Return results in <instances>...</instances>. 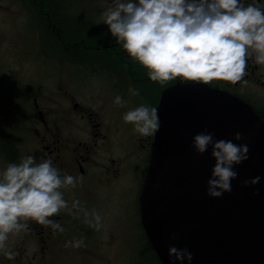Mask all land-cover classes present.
I'll return each mask as SVG.
<instances>
[{
  "label": "flooded vegetation",
  "instance_id": "af4514ba",
  "mask_svg": "<svg viewBox=\"0 0 264 264\" xmlns=\"http://www.w3.org/2000/svg\"><path fill=\"white\" fill-rule=\"evenodd\" d=\"M16 2L17 9H27L33 17L28 26L35 29L32 40L40 42L35 60L51 63L56 76L48 88L34 85L27 91H9L0 71V164L5 168L19 163L25 148V156L33 155L37 162L51 157L61 175L83 176L84 181L75 188L61 189L71 213L61 210L49 217L61 224L63 233L28 221L29 231L21 232V244L11 248L15 259L8 260L0 251V264H93L102 258L106 264H121L123 257L128 264H161L142 229L139 204L155 134L141 136L123 117L141 104L159 110L163 93L171 86L202 83L180 78L151 81L148 70L127 54L103 23L102 14L113 0ZM254 2L264 4V0H243L245 5ZM7 12L8 8L0 5V13ZM21 21L2 17L6 42L25 34ZM26 36L30 37L29 33ZM24 37L18 43L20 54L25 50ZM246 72L247 84L213 81L206 85L247 102L264 120V65L250 57ZM130 87L137 89L139 96L131 95ZM117 95L125 101L123 106L114 103ZM10 114L19 116L17 120L12 115L15 124L9 121ZM74 200L80 201L78 209L72 208ZM80 209L103 217L99 236L85 223ZM108 225H115L109 231L116 232L105 242L101 231ZM80 238L85 246L65 247L66 241Z\"/></svg>",
  "mask_w": 264,
  "mask_h": 264
},
{
  "label": "clouds",
  "instance_id": "9594fccd",
  "mask_svg": "<svg viewBox=\"0 0 264 264\" xmlns=\"http://www.w3.org/2000/svg\"><path fill=\"white\" fill-rule=\"evenodd\" d=\"M102 19L111 36L148 70L153 82L180 78L202 84L213 81L247 84L249 58L264 65V4L245 5L243 0H113ZM129 93L140 94L132 87ZM114 103L123 106L125 101L117 95ZM123 119L144 137L152 136L160 128L157 108L147 104L129 110ZM242 138L239 132L234 136L237 141ZM192 146L199 154H204L209 146L212 148L215 165L208 180L207 195L220 198L230 193L231 182L237 178L233 166L248 160V146L232 140H216L207 131L197 133ZM259 180L257 176L243 183L245 187L255 186ZM83 181V176L61 175L51 157L37 162L35 156L27 155L19 163L7 165L0 174V251L8 260L16 256L7 249L9 234L28 232V221L60 233L65 231L49 217L61 210L71 213L61 189L75 188ZM79 207L80 201L74 200L72 208ZM80 210L90 227L97 231L103 227L99 213ZM83 246V238L65 243V247ZM168 255L189 264L193 259L186 248L170 247Z\"/></svg>",
  "mask_w": 264,
  "mask_h": 264
},
{
  "label": "water",
  "instance_id": "95a60500",
  "mask_svg": "<svg viewBox=\"0 0 264 264\" xmlns=\"http://www.w3.org/2000/svg\"><path fill=\"white\" fill-rule=\"evenodd\" d=\"M169 99L141 195L143 224L162 262L189 264L169 257L176 247L192 253L190 264H264V121L205 85L177 87ZM202 131L249 148L248 160L233 166L232 191L220 198L207 195L211 146L204 154L192 146ZM257 176L258 184L244 186Z\"/></svg>",
  "mask_w": 264,
  "mask_h": 264
},
{
  "label": "rangeland",
  "instance_id": "374dc122",
  "mask_svg": "<svg viewBox=\"0 0 264 264\" xmlns=\"http://www.w3.org/2000/svg\"><path fill=\"white\" fill-rule=\"evenodd\" d=\"M86 1H91V0H86ZM80 4H82V2H80ZM0 5H2V7L5 9L8 8L7 13H0V20L2 19L3 16H6L7 18L10 19L19 18L22 20L21 23L23 24L25 23L26 26V28H24L25 34L21 32L17 36V38L11 37L9 41L6 42V40L3 38V32H1L3 29V25L0 24V65H2L0 71L4 77L6 88L9 91L12 90L27 91L30 88H32L34 85L41 86L43 88H48V86L53 83V79L56 76L55 69L51 63L50 64L44 63L40 60V58L39 59L37 58L35 60V57L37 56L36 49L38 50L40 46V42H38V39L36 41L32 40V37H34L35 35L34 32L35 29L33 28V25L28 26V23L31 22V20L33 19L32 15L29 13L27 9L24 12H22L20 9H17L16 0H0ZM39 22H42V20L39 19ZM27 33H29L30 37L28 36L24 37V35H26ZM22 36L24 37L25 50L20 54V48L18 47V43L20 37ZM21 42H22V38H21ZM45 44L47 45L48 43ZM40 52H42V50ZM42 54L43 56L48 55V53L45 54L41 53V55ZM40 68L42 69L41 72H39ZM10 115L11 116L9 117V121L14 122L13 124H15L17 121L14 119L13 116H15L17 120L19 119V116L16 114H10ZM2 118L3 115L2 113H0V122H2ZM26 151L27 150L24 148L23 149L24 156L26 155ZM5 168H3L2 165L0 164V174L3 173ZM105 188L106 189L104 190L109 192L110 188L107 187ZM116 200L118 201L119 198H117ZM107 204L111 205L110 203ZM114 226L115 225H113V227H110L108 225L107 228L102 229L101 234L103 232L102 236L105 242H107L108 238L114 237L111 234L115 233L116 229L109 231L110 228H114ZM126 232H127L126 229L122 230V234H125ZM97 233L99 236L100 231H97ZM139 236L140 235H138V237ZM20 237H21V232L18 234L17 233L9 234V239L7 241L8 250L11 251L12 246L13 249H15L17 247V244H21L22 242L21 239L23 237L21 238ZM29 255L28 257H31L32 253L29 252ZM102 255L103 257L105 255L103 251H102ZM107 262L108 261L102 258V260L94 262L93 264H106ZM82 263L87 264L84 261ZM11 264H16V261L12 262ZM68 264H80V263L70 262ZM113 264H118V262ZM121 264H128L125 257L122 258Z\"/></svg>",
  "mask_w": 264,
  "mask_h": 264
},
{
  "label": "bare ground",
  "instance_id": "6f19581e",
  "mask_svg": "<svg viewBox=\"0 0 264 264\" xmlns=\"http://www.w3.org/2000/svg\"><path fill=\"white\" fill-rule=\"evenodd\" d=\"M53 27V26H52ZM65 192V191H64Z\"/></svg>",
  "mask_w": 264,
  "mask_h": 264
}]
</instances>
